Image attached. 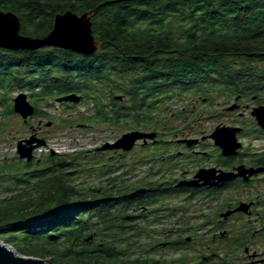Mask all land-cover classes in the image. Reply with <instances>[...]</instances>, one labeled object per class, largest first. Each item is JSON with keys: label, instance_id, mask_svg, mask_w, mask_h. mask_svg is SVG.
Masks as SVG:
<instances>
[{"label": "trees", "instance_id": "obj_1", "mask_svg": "<svg viewBox=\"0 0 264 264\" xmlns=\"http://www.w3.org/2000/svg\"><path fill=\"white\" fill-rule=\"evenodd\" d=\"M100 6L92 18L96 54L51 49L6 59L2 53L9 52L0 50V92L18 85L39 100L77 93L93 106L84 122L132 131L160 126L166 112L179 115L171 104L188 107L189 97L212 104L223 96L264 97V0H0V10L16 14L21 34L33 38L51 33L59 14ZM36 106L35 116H49ZM86 154L67 155L63 164L47 157L43 167L50 169L20 161L26 171L17 177L14 168H0V183H11L7 191L22 192L0 199V240L23 256L50 257L51 264H161L131 259L127 245L139 244L144 226L128 214L172 192L132 195L124 157L116 166L96 156L87 166ZM95 172L99 186H85Z\"/></svg>", "mask_w": 264, "mask_h": 264}, {"label": "rangeland", "instance_id": "obj_2", "mask_svg": "<svg viewBox=\"0 0 264 264\" xmlns=\"http://www.w3.org/2000/svg\"><path fill=\"white\" fill-rule=\"evenodd\" d=\"M50 50L51 48H45L38 51L37 55L42 56L48 54ZM8 52L9 53H2L3 55H1H6L4 56L6 59L19 58L17 52ZM21 59L22 58L19 60ZM10 88L11 86H7L0 92V168L4 166L6 168H14V171L10 172L14 177L22 175V173L26 171L22 167L18 168L17 166V163L21 161L17 154L18 142L29 139L33 134V129L37 130L42 127L39 131V135L43 136L46 140L48 139L50 145L37 152L38 157L48 155L51 149L50 147H53L55 153H63L66 156L87 152L81 160L84 161L85 164L87 163V166L93 164L92 159H94L96 155L92 151H94L99 144L114 142L124 134L132 131L133 126L121 130V127L113 124H99L91 121L84 122V118L93 115L92 104L86 105L81 103L80 105H68L66 103H58L57 97L39 100L38 98H33L31 92L27 88H21L16 85L13 90L8 93ZM39 89L40 87H37V91H39ZM22 93L27 94L28 100L33 106L38 104V107H40L43 112L48 113L50 117H38L34 115L26 122L19 114H16L14 112V100ZM191 99L192 97L186 98V102L189 101L192 105L194 101ZM198 104L203 105V103ZM171 106L176 110L180 107V103H173ZM4 112H11L14 113V115L5 117ZM73 120L76 124L70 125L69 122ZM228 120L221 118L211 121V119L206 118L201 122L203 125L202 128H204V130H211L219 125V123L227 122ZM160 121V126L151 128L150 130H134L160 132L162 135L158 137L161 140H169L174 138L175 133L181 128V122H179L176 117L174 118V112L172 111L162 114L160 116ZM49 123H52V126L47 127ZM255 137L257 136L252 134L247 137V139L245 138V143L248 147L253 146V149H261L264 146V138L258 139ZM253 138L255 141L251 140ZM257 139L258 141H256ZM140 154L141 153L138 155ZM150 154L154 153H149V156ZM106 160L116 166L118 165L117 163L122 162V160H117V158L114 161V159L112 160L107 157ZM184 160V156L178 159V161ZM122 164H124V162H122ZM146 166L147 165H144L140 168L139 172H137V178L132 177V179L134 178L132 184H129L131 182L127 180L125 186H134L139 184V182L142 184L144 181L147 183V181L152 182L159 180L158 177H156L157 175L149 173ZM157 166L160 167L159 165ZM191 168L192 167L188 165L183 167L186 171H189ZM176 172L178 175L177 178H179L183 170ZM123 174L124 172H118V176L123 177ZM3 175L4 173H1L0 177ZM87 180L85 186L93 188L98 187L101 181L98 177V172H95L93 177ZM10 187L11 183H6L5 185L0 183V199H9L21 192V188L17 191H7ZM140 187L146 186L142 184ZM240 195V193H229L223 197L224 199L221 198L217 201L206 200L204 195H196L193 197V200L189 201H186L185 195L171 196L170 198L164 199V203L156 207L155 210H161L159 215H168V223L165 222V224L155 225L154 223L150 224L153 221L141 222V224L146 227L147 231L137 237L136 240L139 242L137 246L127 245L130 250L131 259H135L137 256H146L161 264H264V242L257 239L248 240V243L245 241H237L238 237L242 234L241 231H239L241 225L238 222H233L228 226L229 230H232V235L228 239H221L218 236L217 240H212L214 235L220 233L213 223L218 221V216L225 211L226 203L231 199H240ZM39 197L40 196L36 193L35 199ZM33 201L34 199L31 202ZM163 209L167 210L163 211ZM171 213L173 216L169 217ZM151 226L152 228H150ZM170 230L174 232H172L171 235L168 233ZM167 234H169V236H167ZM180 234L183 235V238L196 237L195 243L181 245L176 247L177 249L174 246H171V248L165 245L161 248L159 247L162 244L176 241L179 239ZM0 241L5 243L3 240ZM244 247L252 250L246 253ZM255 249L258 251V256L257 258H252L251 256L254 255L253 251ZM208 250L217 251L221 257L201 263L199 260L200 255H205ZM39 259L45 260L48 264H51L50 257Z\"/></svg>", "mask_w": 264, "mask_h": 264}, {"label": "flooded vegetation", "instance_id": "obj_3", "mask_svg": "<svg viewBox=\"0 0 264 264\" xmlns=\"http://www.w3.org/2000/svg\"><path fill=\"white\" fill-rule=\"evenodd\" d=\"M200 100L201 101H195L194 104L188 107H178L182 111H179V115L174 113V118L176 117L179 122H181V128L175 133L174 138L161 140L158 137V139L149 140L147 143L145 141H140L131 152H99L98 149L108 143L105 142L99 144L92 152H94L97 157L104 159L108 157L109 159H114V161L117 157H124L125 170L128 172L125 179L126 182L127 180L131 182L129 184H132L133 179L138 177L137 172H139L140 168L144 165H147L146 169L149 170V173L157 175L156 177H158L159 180L152 182L147 181V183L144 181L142 183L146 187H140L142 185L140 182L137 185L128 186L130 188L134 187L131 193L132 195H136V192L141 190H143L142 193H144L154 189L172 192V195L166 196L164 199L170 198L171 196L185 195L186 201H189L193 200V197L196 195H204L206 200L217 201L229 193H240V199H231L226 203L223 213L234 211L242 204L250 205L249 209L247 212L234 213L227 219L222 218L220 214L217 219L218 221L213 223L215 228L219 230L220 235H214L212 240H217L218 236L221 239H228L232 235V230H229L228 226L233 222H238L241 225L239 231H241L242 234L238 237L237 241H245L248 243V240L257 239L264 242V146L261 149H253V146L248 147L244 140L252 134L257 136L255 138H264V129L259 125L257 118L253 115L255 110L264 108V97L255 95L251 99H247L242 95L232 96L231 98L223 96L222 98H216L213 104L205 97H201ZM198 103H203V105ZM206 118L211 119V121L221 118L230 120L219 123V125L211 130H204L201 122ZM41 128L42 127L37 130L33 129V134L29 138L37 136L39 139L46 141V146L37 148L34 151V160L32 162L29 163L25 160H21L30 164L33 170L42 168L50 169L51 167H43L47 157L59 159L60 164H63V158L66 157L63 153H54L52 148L48 155L41 156L46 158L37 156V152L50 146L49 140L39 135ZM219 128L239 130L236 138L237 143L241 144V147L234 154L225 155L223 150L217 146L216 140L212 138L213 134ZM157 133L158 136L162 135L160 132ZM258 139L256 141H258ZM251 140L255 141L254 138ZM137 153L141 154L138 155ZM149 153L154 154H150V156H152L150 157ZM183 156L185 160L178 161V159ZM185 165L191 166L192 168L186 171L183 169ZM179 170H183V172H181L179 175L180 177L177 178L178 175L176 171ZM202 170H214V174L217 177L223 174H231L233 176L238 174L241 175L246 170H256L260 172L253 175L247 173L245 176L235 177L231 181L224 182L215 187L204 186L203 182H200L198 185L196 184V186L179 187L181 182H197L196 176ZM132 177L134 178L132 179ZM163 200L152 207L144 203L140 210L132 208L128 215L139 218L136 220L137 224L146 221H153L150 224L154 223L155 225L165 224V222L168 223V215H159L161 210H155L156 207L164 203ZM165 210L167 209H163V211ZM170 216H173L172 213L169 217ZM150 228H152V226ZM141 231L142 234L145 233L147 229L143 227ZM172 232L173 231L170 230L168 233L171 235ZM169 234H167V236H169ZM182 236L183 235L180 234L179 239L176 241L162 244L159 247L161 248L165 245L170 248L171 246L176 248L181 245L195 243L196 237L183 238ZM244 248L246 253L252 250L249 248H247V250L246 247ZM257 252V249H255L253 251L254 255L251 257L257 258ZM219 257L221 256L217 251L208 250L205 255H200L199 260L201 263H205L206 261Z\"/></svg>", "mask_w": 264, "mask_h": 264}, {"label": "water", "instance_id": "obj_4", "mask_svg": "<svg viewBox=\"0 0 264 264\" xmlns=\"http://www.w3.org/2000/svg\"><path fill=\"white\" fill-rule=\"evenodd\" d=\"M102 6L94 11H90L83 15L73 12L59 14L55 18L54 29L45 38H33L21 34V22L18 16L11 12L0 10V50L10 52H38L45 48L64 50L81 56L90 57L98 51V43L94 37L92 30V18ZM118 99L122 100L121 97ZM58 103L78 105L82 102V97L73 93L57 99ZM14 112L19 114L26 122L36 113V108L29 100L27 94H20L14 100ZM253 115L257 118L259 125L264 129V108L254 111ZM52 126L49 123L47 127ZM238 129L219 128L213 134L212 138L216 140L225 155L234 154L241 144L237 143L236 135ZM157 132L132 131L124 134L115 142H108L98 149L99 152L107 151H123L131 152L136 144L140 141L156 140ZM46 141L33 136L18 142L17 154L21 160L32 162L34 160V151L37 148L46 146ZM55 153V152H54ZM256 170H246L243 174L233 176L231 174H223L215 176L214 170H202L196 176L197 182H181L179 187L196 186L203 182L204 186L215 187L224 182L231 181L238 176H245L259 173ZM143 190L138 193H142ZM250 205L242 204L238 209L223 213L221 217L227 219L237 212H247ZM92 239V237L90 238ZM89 241V240H88ZM0 264H48L47 261L26 257L16 252L11 246L0 241Z\"/></svg>", "mask_w": 264, "mask_h": 264}, {"label": "built area", "instance_id": "obj_5", "mask_svg": "<svg viewBox=\"0 0 264 264\" xmlns=\"http://www.w3.org/2000/svg\"><path fill=\"white\" fill-rule=\"evenodd\" d=\"M50 148H52L53 149V147H50ZM54 150V149H53Z\"/></svg>", "mask_w": 264, "mask_h": 264}]
</instances>
